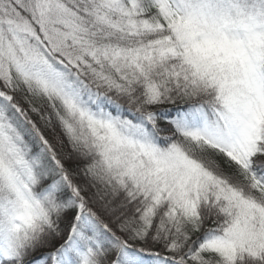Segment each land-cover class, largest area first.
<instances>
[{
  "label": "snow or ice",
  "instance_id": "1",
  "mask_svg": "<svg viewBox=\"0 0 264 264\" xmlns=\"http://www.w3.org/2000/svg\"><path fill=\"white\" fill-rule=\"evenodd\" d=\"M0 264H264V0H0Z\"/></svg>",
  "mask_w": 264,
  "mask_h": 264
}]
</instances>
